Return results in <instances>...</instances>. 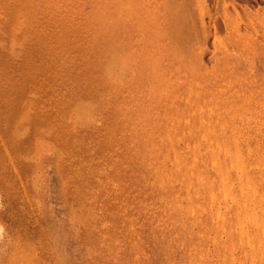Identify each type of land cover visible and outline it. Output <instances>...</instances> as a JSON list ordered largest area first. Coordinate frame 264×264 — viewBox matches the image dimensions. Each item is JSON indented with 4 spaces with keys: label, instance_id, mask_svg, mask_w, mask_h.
<instances>
[{
    "label": "rangeland",
    "instance_id": "374dc122",
    "mask_svg": "<svg viewBox=\"0 0 264 264\" xmlns=\"http://www.w3.org/2000/svg\"><path fill=\"white\" fill-rule=\"evenodd\" d=\"M263 150L264 0H0V264H264Z\"/></svg>",
    "mask_w": 264,
    "mask_h": 264
},
{
    "label": "bare ground",
    "instance_id": "6f19581e",
    "mask_svg": "<svg viewBox=\"0 0 264 264\" xmlns=\"http://www.w3.org/2000/svg\"><path fill=\"white\" fill-rule=\"evenodd\" d=\"M114 1H115V0H114ZM117 1H118V0H117ZM220 1H221V0H220ZM53 2H54V1H53ZM57 2H58V1H57ZM225 3H226V2H225ZM233 4H234V3H233ZM235 4H236V3H235ZM222 5H223V4H222ZM227 5H228V4H227ZM230 5H232V4L230 3ZM237 6H238V5H237ZM104 9H105V5H104ZM236 9H237V8H236ZM105 13H106V14H105ZM103 14H104V18L107 17V11L104 10V11H103ZM108 15L110 16L109 13H108ZM133 16H134V15H133ZM107 21H108V20H107ZM111 25H112V23H111L109 26H111ZM79 31H80V30H79ZM128 31H129V30H128ZM148 33H149V32H148ZM110 34H111V33H110ZM131 34H132V33H131ZM105 38H106V37H105ZM108 40H109V39H108ZM134 42H135V41H134ZM248 43H249V42H248ZM155 49H156V48H155ZM146 58H147V57H146ZM147 61H148V60H147ZM148 62H149V61H148ZM151 62H152V61H151ZM153 63H154V62H153ZM155 66H156V65H155ZM121 71H122V70H121ZM158 73H159V72H158ZM191 85H192V84H191ZM239 91H240V90H239ZM227 96H228V95H227ZM227 96H226V97H227ZM246 96H247V95H246ZM185 99H186V98H185ZM181 100H182V99H181ZM259 103H260V102H259ZM197 104H198V103H197ZM209 108H210V107H209ZM196 109H197V108H196ZM193 113H194V112H193ZM209 114H210V113H209ZM80 116H81V115H80ZM239 116H240V115H239ZM247 117H248V116H247ZM92 118H93V117H92ZM247 119H248V118H247ZM98 121H99V120H98ZM199 121H200V120H199ZM214 121H215V120H214ZM216 121H217V120H216ZM85 123H86V122H85ZM176 124H177V123H176ZM192 124H193V123H192ZM237 125H238V124H237ZM239 125H240V124H239ZM200 126H201V125H200ZM215 126H216V125H215ZM233 126H234V125H233ZM216 127H217V126H216ZM199 128H200V127H199ZM213 128H214V127H213ZM222 129H223V128H222ZM208 130H209V129H208ZM195 131H196V130H195ZM212 132H213V130H212ZM239 133H240V132H239ZM182 135H184V134H182ZM187 135H188V134H187ZM217 135H218V134H217ZM184 136H185V135H184ZM140 137H141V136H140ZM206 137H207V135H206ZM179 141H180V140H179ZM182 142H183V141H182ZM212 142H213V141H212ZM205 143H206V142H205ZM216 144H217V143H216ZM221 144H222V143H221ZM246 144H247V143H246ZM184 145H185V144H184ZM186 145H188V143H187ZM237 145H238V144H237ZM199 146L201 147V145H199ZM216 146H217V145H216ZM220 146H221V145H220ZM189 147H190V145H189ZM168 148H169V147H168ZM220 148H221V147H219V149H220ZM187 149H188V148H187ZM198 149H199V148H198ZM222 149H223V148H222ZM184 150H185V149H184ZM198 151H199V150H198ZM224 151H225V149H224ZM263 151H264V150H263ZM200 152H201V151H200ZM225 152H226V151H225ZM227 152H228V151H227ZM203 153H205V151H203ZM164 154H165V153H164ZM206 156H207V155H206ZM167 157H169V155H168ZM212 157H213V156H212ZM242 158H243V157H242ZM251 159H252V158H251ZM255 159L257 160V158H255ZM263 159H264V158H263ZM253 160H254V159H253ZM171 161H172V160H171ZM163 162H164V161H163ZM253 162H254V161H253ZM148 163H149V162H148ZM171 163H173V162H171ZM235 163H236V162H235ZM182 164H183V163H182ZM182 164H181V165H182ZM233 164H234V163H233ZM238 164H239V163H238ZM212 165H213V164H212ZM234 165H235V164H234ZM215 166H216V165H215ZM175 167H176V166H175ZM188 167H189V166H188ZM188 167H186V168H188ZM205 167H206V166H205ZM216 167H218V166H216ZM231 167H232V166H231ZM243 167H244V166H243ZM253 167H254V166H253ZM176 168H177V167H176ZM211 168H212V167H211ZM224 168H225V167H224ZM212 169H213V168H212ZM232 169H233V168H232ZM239 169H240V168H239ZM251 169H252V168H251ZM254 169H255V168H254ZM214 170H215V169H214ZM178 171H179V169H178ZM218 171H219V170H218ZM248 171H249V170H248ZM174 172H176V171H174ZM191 172H192V171H191ZM236 172H237V170H236ZM178 173H179V172H178ZM184 173H185V171H184ZM237 173H238V172H237ZM191 174H193V173H191ZM227 174H228V173H227ZM176 175H177V174H176ZM245 175H246V174H245ZM247 175H248V173H247ZM237 176H238V175H237ZM248 176H249V175H248ZM160 177H161V176H160ZM173 177H175V175H174ZM173 177H172V178H173ZM196 177H197V176H196ZM202 177H204V176H202ZM243 177H244V175H243ZM169 178H170V177H169ZM175 179H177V178H175ZM175 179H174V180H175ZM181 179H182V178H181ZM211 179H212V178H211ZM221 179L224 180V178H221ZM238 179H243V178H239V177H238ZM177 180H178V179H177ZM189 180H190V179H189ZM250 180H252V179H250ZM168 181H169V180H168ZM254 181H255V180H254ZM166 182H167V180H166ZM191 182H192V181H191ZM241 182H243V180H242ZM247 182H248V180H247ZM222 183H223V182H222ZM245 183H246V182H245ZM248 183H249V182H248ZM243 184H244V183H243ZM167 185H169V183H168ZM199 185H200V184H198L197 188L199 187ZM202 185H203V184H202ZM202 185H201V187H202ZM222 185H224V184H222ZM245 185H246V184H245ZM247 185H249V184H247ZM161 186H162V184H161ZM190 187H191V186H190ZM226 187H227V186H226ZM248 187H249V186H248ZM256 187H257V186H256ZM203 188H204V187H203ZM231 189H232V188H231ZM248 189H249V188H248ZM252 189H254V188H252ZM221 190H222V187H221ZM227 190H228V189H227ZM240 190H241V189H240ZM187 191H188V193H189V190H187ZM192 191H193V193H194L195 190L193 189ZM198 191H199V188H198ZM254 191H255V189H254ZM221 193H222V192H221ZM223 193H224V192H223ZM227 193H228V192H227ZM241 193H242V192H241ZM216 194H217V193H216ZM255 194H256V193H255ZM188 195H189V194H187V196H188ZM193 195H194V194H193ZM210 195H211V194H210ZM224 195L226 196V194H224ZM242 195H244V194H242ZM261 195H262V194H261ZM171 196H172V195H171ZM189 196H190V195H189ZM198 196H200V195H197V197H198ZM213 196H214V194H213ZM227 196H228V195H227ZM195 197H196V196H195ZM250 197H251V196H250ZM252 197H254V196H252ZM181 198L184 199L185 197H184V196H181ZM190 198H191V197H190ZM190 198L188 197L187 200H189ZM221 198H222V197H221ZM221 198H220V199H221ZM226 198H227V197H226ZM226 198H225V199H226ZM246 199H247V198H246ZM255 199H256V198H255ZM259 199H260V198H259ZM185 200H186V199H185ZM203 200H204V199H203ZM227 200H228V199H227ZM230 200H231V199H230ZM232 200H233V199H232ZM232 200H231V201H232ZM251 200H252V199H251ZM245 201L248 202L249 199H248V200H245ZM211 202H212V201H211ZM214 202H215V201H214ZM214 202H213V204H214ZM261 202H262V201H261ZM245 203H246V202H245ZM249 203H251V202H249ZM171 204H173V203L171 202ZM219 204H220V203H219ZM169 205H170V204H169ZM169 205H168V206H169ZM245 205H247V204H245ZM164 206H165V205H164ZM168 206H167V207H168ZM176 206H177V205H176ZM176 206H175V208H176ZM178 206H180V204H179ZM188 206H190V205H188ZM196 206H200V205H197V204H196ZM261 206H262V205H260V207H261ZM186 207H187V206H186ZM200 207H201V209L204 208V207L202 208V206H200ZM200 207H198V208H200ZM211 207H212V204H211ZM244 207H246V206H244ZM178 208H179V207H178ZM180 208H181V207H180ZM189 208H190V207H189ZM241 208H242V207H241ZM248 208H249V207H248ZM181 209H182V208H181ZM220 209H222V208H220ZM237 209H238V207H237ZM196 210H197V209H195L194 211L192 210L193 212H192V211H191V212L194 214V213L196 212ZM204 210H205V208H204ZM218 210H219V209H218ZM170 211H171V210H170ZM219 211H220V210H219ZM178 212H179V211H178ZM186 212H187V211H186ZM189 212H190V211L188 210V213H189ZM197 212H198V211H197ZM199 212H201V211H199ZM257 212H259V211H257ZM188 213H187V214H188ZM201 213H202V212H201ZM204 213H205V212H204ZM219 213H220V212H219ZM196 214H198V213H196ZM199 214H200V213H199ZM180 215H181V214H180ZM181 216H182V215H181ZM195 217H196V216H195ZM254 217H255V216H254ZM254 217H253V218H254ZM210 218H211V217H210ZM262 218H263V217H262ZM199 219H200V218H199ZM211 220H212V219H211ZM216 220H217V219H216ZM217 221H218V220H217ZM222 225H223V224H222ZM258 225H259V224H257V226H258ZM252 226H253V225H252ZM216 227H218V224H217ZM244 227H245V226H244ZM221 228H222V227H221ZM220 230H221V229H220ZM224 230H226V229H224ZM227 230H228V229H227ZM231 230H233V229L231 228ZM229 231H230V230H229ZM255 231H256V230H255ZM223 232H224V231H223ZM245 233H246V232H245ZM236 234H237V233H236ZM236 234H235V235H236ZM255 235H256V234H255ZM262 235H263V234H262ZM252 237H253V236H252ZM245 241H246V240H245ZM249 241H250V239H249ZM243 243L245 244L246 242L243 241ZM258 244H259V243H258ZM260 244H261V243H260ZM251 245H252V244H250V246H251ZM241 248H242V247H241ZM258 248H259V245H258ZM253 250H254V248H253ZM254 251H256V250H254ZM246 252H247V251H246ZM262 255H263V254H262ZM246 257H247V256H246Z\"/></svg>",
    "mask_w": 264,
    "mask_h": 264
}]
</instances>
